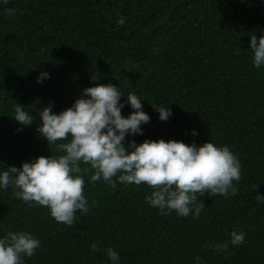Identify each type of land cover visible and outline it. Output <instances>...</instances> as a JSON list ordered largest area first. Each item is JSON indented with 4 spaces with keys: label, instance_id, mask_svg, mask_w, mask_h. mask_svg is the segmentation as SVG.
<instances>
[{
    "label": "trees",
    "instance_id": "obj_1",
    "mask_svg": "<svg viewBox=\"0 0 264 264\" xmlns=\"http://www.w3.org/2000/svg\"><path fill=\"white\" fill-rule=\"evenodd\" d=\"M261 29L264 0H0V169L51 154L36 131L40 108L52 102L59 112L85 86L108 82L141 98L150 117L125 143L210 139L241 165L236 193L198 196L197 218L150 206L146 184L90 183L91 172L89 209L72 225L0 189V235L26 229L40 240L25 264H108V246L121 264H193L197 255L201 264H264V66L252 65L248 49L249 33ZM41 70L50 75L37 83ZM17 102L34 117L27 126L12 118ZM152 104H168L171 115L158 119ZM232 228L245 233L242 244L203 247Z\"/></svg>",
    "mask_w": 264,
    "mask_h": 264
},
{
    "label": "clouds",
    "instance_id": "obj_2",
    "mask_svg": "<svg viewBox=\"0 0 264 264\" xmlns=\"http://www.w3.org/2000/svg\"><path fill=\"white\" fill-rule=\"evenodd\" d=\"M124 22L123 16L117 20L119 24ZM249 37L252 65L264 66V29L260 35L250 32ZM49 75L41 70L36 82L42 83ZM141 101L133 92L125 95L116 84L108 82L85 86L59 112L52 111L53 104L49 102L39 109L40 123L36 131L51 146V154L0 169V189L11 186L14 197L29 207H46L56 222L65 225H72L77 210L84 215L89 209L84 194V177L88 172H91L90 183L103 181L113 188L117 182L146 184L151 191L144 195V200L165 215L174 211L177 216L197 218L205 207L198 196L227 197L236 193L234 181L240 179L241 165L226 144L210 139L200 144L186 143L175 138H145L141 142L125 143L126 135L142 134L141 125L150 119ZM125 103L133 109L127 115L121 112ZM153 107L160 120H167L171 115L168 104ZM12 118L24 126L34 120L31 112L18 102L13 105ZM191 134L196 135L197 130L193 128ZM53 146L57 155L52 154ZM82 164L87 167L82 168ZM244 238L242 230L232 228L226 239L206 241L203 247L226 252L230 245L242 244ZM39 246V238L31 231L5 230L0 235V264H25V257H32ZM89 247L95 252L98 244L92 242ZM104 255L108 264H121L120 254L113 246L105 248ZM201 261L202 257L197 255L193 264Z\"/></svg>",
    "mask_w": 264,
    "mask_h": 264
}]
</instances>
